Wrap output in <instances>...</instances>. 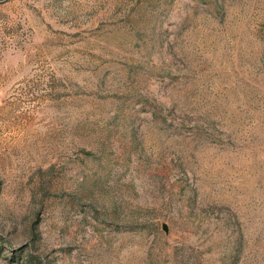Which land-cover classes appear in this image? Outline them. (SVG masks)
I'll return each instance as SVG.
<instances>
[{
	"label": "rangeland",
	"instance_id": "obj_1",
	"mask_svg": "<svg viewBox=\"0 0 264 264\" xmlns=\"http://www.w3.org/2000/svg\"><path fill=\"white\" fill-rule=\"evenodd\" d=\"M0 264H264V0H0Z\"/></svg>",
	"mask_w": 264,
	"mask_h": 264
},
{
	"label": "water",
	"instance_id": "obj_2",
	"mask_svg": "<svg viewBox=\"0 0 264 264\" xmlns=\"http://www.w3.org/2000/svg\"><path fill=\"white\" fill-rule=\"evenodd\" d=\"M165 229V228H164Z\"/></svg>",
	"mask_w": 264,
	"mask_h": 264
}]
</instances>
